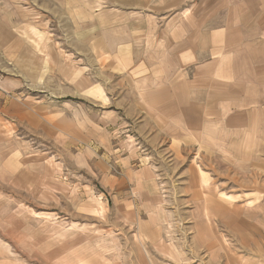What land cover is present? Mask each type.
<instances>
[{
	"label": "rangeland",
	"instance_id": "1",
	"mask_svg": "<svg viewBox=\"0 0 264 264\" xmlns=\"http://www.w3.org/2000/svg\"><path fill=\"white\" fill-rule=\"evenodd\" d=\"M84 6L83 0H0L3 98L25 100L44 113H66L69 104L96 120L108 116L101 125L107 142L98 134H91L97 142L79 140L75 130L72 146L58 143V157L41 144L42 177L0 183V264H226L217 236L235 249L240 245L235 227L263 191L264 167L220 163L194 132L173 130L143 106L121 103L130 84L121 65L100 60L94 38L90 45L94 32L84 30V21L93 16ZM148 99L144 95L145 107ZM68 122L73 124L57 121L63 129ZM103 122L90 128L101 130ZM74 123L87 130L84 121ZM4 129L8 136L0 141L15 138L13 124ZM31 143L35 147L36 139ZM95 146L101 150L90 148ZM199 166L209 187L194 182ZM199 199L219 207L205 245L194 237ZM151 212L154 228L148 226ZM141 232L148 243L141 242Z\"/></svg>",
	"mask_w": 264,
	"mask_h": 264
},
{
	"label": "crops",
	"instance_id": "2",
	"mask_svg": "<svg viewBox=\"0 0 264 264\" xmlns=\"http://www.w3.org/2000/svg\"><path fill=\"white\" fill-rule=\"evenodd\" d=\"M83 2L87 5L84 13L93 16L84 18V30L94 32L90 45L94 38V45L100 47V60L121 65L118 70L130 84L121 103L125 99L130 107L143 106L159 121H170L173 130L194 132L215 150L220 163L237 166L249 162L255 168L264 167V0ZM147 94L145 103L149 106L145 107ZM3 96L0 94V137L8 136L4 129L7 123L15 126L16 136L0 141V183H25V177H42L40 167L45 170L46 151L41 144L58 157V143L74 141L75 130L79 140L83 137L92 143L97 139L91 134H98L107 142L103 126L108 116L96 120L69 104L65 105L66 113H44L25 100L12 102ZM175 102L180 106L173 108ZM57 121L73 124L68 122L63 129ZM74 121H84L87 130ZM94 121H104L99 125H103L101 130L90 128ZM31 137L36 139L35 147ZM98 166L103 169L101 163ZM195 172L194 182L209 187L204 170L199 166ZM152 184L157 187L155 179ZM262 188L238 219L235 228L242 234L240 245L235 249L226 237L227 243L222 241L223 235L217 236L226 264L234 260L238 264H264V183ZM196 209L201 219L196 217L194 222V237L205 245L213 238V216L219 207L212 200L199 199ZM154 218L151 212L150 228H154ZM5 248L9 251L8 244Z\"/></svg>",
	"mask_w": 264,
	"mask_h": 264
},
{
	"label": "bare ground",
	"instance_id": "3",
	"mask_svg": "<svg viewBox=\"0 0 264 264\" xmlns=\"http://www.w3.org/2000/svg\"><path fill=\"white\" fill-rule=\"evenodd\" d=\"M206 215H207V214H206ZM161 218H162V217L159 216L160 221L162 220ZM139 225H140V224H139ZM140 229H141V228H140ZM140 237H141V242L144 244V242H145L146 239H147L146 234H144L143 232H141ZM152 261H153V260H152ZM246 262H247V261H246Z\"/></svg>",
	"mask_w": 264,
	"mask_h": 264
}]
</instances>
